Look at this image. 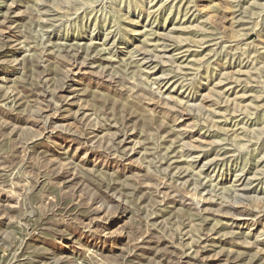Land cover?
Returning <instances> with one entry per match:
<instances>
[{"label":"rangeland","instance_id":"1","mask_svg":"<svg viewBox=\"0 0 264 264\" xmlns=\"http://www.w3.org/2000/svg\"><path fill=\"white\" fill-rule=\"evenodd\" d=\"M0 264H264V0H0Z\"/></svg>","mask_w":264,"mask_h":264},{"label":"bare ground","instance_id":"2","mask_svg":"<svg viewBox=\"0 0 264 264\" xmlns=\"http://www.w3.org/2000/svg\"><path fill=\"white\" fill-rule=\"evenodd\" d=\"M156 3H157V2H156ZM133 23H134V22H133ZM153 57H154V56H153ZM238 72H239V71H238ZM238 74H239V73H238ZM235 81H236V80H235ZM192 149H193V148H192ZM194 150H195V149H194ZM206 167H209V166L206 165ZM241 179H242V178L240 177L237 181H239L240 185H242V187H243V186H244V185H243L244 183H243V181L241 182ZM241 220H242V219H241Z\"/></svg>","mask_w":264,"mask_h":264}]
</instances>
